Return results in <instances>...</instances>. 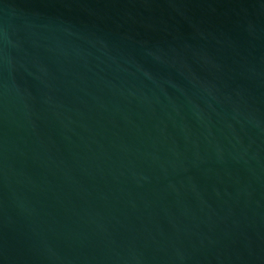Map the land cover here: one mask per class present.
I'll use <instances>...</instances> for the list:
<instances>
[{
  "label": "water",
  "instance_id": "1",
  "mask_svg": "<svg viewBox=\"0 0 264 264\" xmlns=\"http://www.w3.org/2000/svg\"><path fill=\"white\" fill-rule=\"evenodd\" d=\"M0 264H264V0H0Z\"/></svg>",
  "mask_w": 264,
  "mask_h": 264
}]
</instances>
